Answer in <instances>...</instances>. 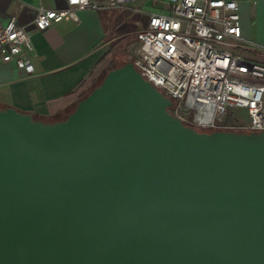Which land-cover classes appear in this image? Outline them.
<instances>
[{"label": "water", "instance_id": "obj_1", "mask_svg": "<svg viewBox=\"0 0 264 264\" xmlns=\"http://www.w3.org/2000/svg\"><path fill=\"white\" fill-rule=\"evenodd\" d=\"M172 104L128 61L64 119L0 108V264H264V131Z\"/></svg>", "mask_w": 264, "mask_h": 264}, {"label": "built area", "instance_id": "obj_2", "mask_svg": "<svg viewBox=\"0 0 264 264\" xmlns=\"http://www.w3.org/2000/svg\"><path fill=\"white\" fill-rule=\"evenodd\" d=\"M136 0H66L59 8L40 6L33 24L45 29L78 20L84 9H133ZM136 31L133 64L171 97V113L199 129L264 131V43L243 35L238 0H163ZM30 33L15 18H0V59L33 72ZM244 109L247 120L227 122Z\"/></svg>", "mask_w": 264, "mask_h": 264}, {"label": "crops", "instance_id": "obj_3", "mask_svg": "<svg viewBox=\"0 0 264 264\" xmlns=\"http://www.w3.org/2000/svg\"><path fill=\"white\" fill-rule=\"evenodd\" d=\"M238 1L243 35L264 42V0ZM65 5L66 0H0V18H15L28 29L34 64L28 72L14 60L0 59V108L12 106L45 121L64 119L100 78L104 46L114 39H124L129 46L150 12L169 7L163 0H136L140 12L89 8L79 11L78 20H62L45 29L34 26L38 7Z\"/></svg>", "mask_w": 264, "mask_h": 264}, {"label": "rangeland", "instance_id": "obj_4", "mask_svg": "<svg viewBox=\"0 0 264 264\" xmlns=\"http://www.w3.org/2000/svg\"><path fill=\"white\" fill-rule=\"evenodd\" d=\"M131 41V43H129V46H124V39H114L111 44L105 45L104 49H103V54H102V73H104L106 70H108V68L110 66H113L115 64H118L119 66L122 65L125 62L130 61L132 58L134 60V57L137 54V50L138 47L140 46V42L137 39H129ZM259 42H262L260 39H257ZM124 53V58L120 57L121 55V51ZM120 51V52H119ZM115 55H117V57L115 58ZM120 55V56H119ZM113 62H115L113 64ZM132 62V61H131ZM113 64V65H112ZM99 80V79H98ZM95 83L92 84V86ZM92 86L88 89L90 90L92 88ZM87 90V91H88ZM90 92V91H89ZM238 113H235V115L232 117V121L234 124H241L246 122L247 120V115L245 113L244 109H239L237 110ZM208 130H211L209 128H205Z\"/></svg>", "mask_w": 264, "mask_h": 264}, {"label": "trees", "instance_id": "obj_5", "mask_svg": "<svg viewBox=\"0 0 264 264\" xmlns=\"http://www.w3.org/2000/svg\"><path fill=\"white\" fill-rule=\"evenodd\" d=\"M120 52V51H119ZM121 53V55L122 56H120V57H123L124 58V53L123 52H120ZM117 57V55H115V58ZM130 61H132L133 62V58L130 60ZM115 62H113V64H114ZM112 64V65H113ZM117 66H119L118 64H115V65H113V66H110L109 68H108V70H106L104 73H102L101 74V76H100V78H98L94 83V85L92 86V88L90 89V90H88L83 96H82V98H84L88 93H89V91H91L95 86H97L102 80H103V78H104V76L106 75V73L110 70V69H112V68H114V67H117ZM81 98V99H82ZM35 118H38V117H36V116H34ZM226 121L227 122H230V121H232V116L231 115H229L228 117H227V119H226ZM236 130H242V131H248L247 129H236Z\"/></svg>", "mask_w": 264, "mask_h": 264}, {"label": "clouds", "instance_id": "obj_6", "mask_svg": "<svg viewBox=\"0 0 264 264\" xmlns=\"http://www.w3.org/2000/svg\"><path fill=\"white\" fill-rule=\"evenodd\" d=\"M72 2H75V0H72Z\"/></svg>", "mask_w": 264, "mask_h": 264}, {"label": "flooded vegetation", "instance_id": "obj_7", "mask_svg": "<svg viewBox=\"0 0 264 264\" xmlns=\"http://www.w3.org/2000/svg\"><path fill=\"white\" fill-rule=\"evenodd\" d=\"M169 110H170V108H169ZM171 112V111H170Z\"/></svg>", "mask_w": 264, "mask_h": 264}]
</instances>
